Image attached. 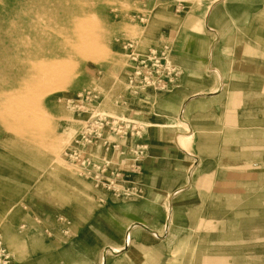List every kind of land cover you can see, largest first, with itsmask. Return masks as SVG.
I'll list each match as a JSON object with an SVG mask.
<instances>
[{
    "label": "rangeland",
    "instance_id": "1",
    "mask_svg": "<svg viewBox=\"0 0 264 264\" xmlns=\"http://www.w3.org/2000/svg\"><path fill=\"white\" fill-rule=\"evenodd\" d=\"M0 86V264H264V0H0Z\"/></svg>",
    "mask_w": 264,
    "mask_h": 264
},
{
    "label": "built area",
    "instance_id": "2",
    "mask_svg": "<svg viewBox=\"0 0 264 264\" xmlns=\"http://www.w3.org/2000/svg\"><path fill=\"white\" fill-rule=\"evenodd\" d=\"M131 48L132 45L128 48L129 56L132 60H134V63L136 64L137 73L134 76L138 79V81L143 80L145 83H154L157 85L163 84V72L158 74L162 65L160 60L154 56L155 54H151L153 56H136L134 55L136 52L135 48L133 50H131ZM163 69L168 70L165 68ZM150 76L152 80L150 79Z\"/></svg>",
    "mask_w": 264,
    "mask_h": 264
},
{
    "label": "crops",
    "instance_id": "3",
    "mask_svg": "<svg viewBox=\"0 0 264 264\" xmlns=\"http://www.w3.org/2000/svg\"><path fill=\"white\" fill-rule=\"evenodd\" d=\"M194 77H189L188 79H193ZM130 155V156H129ZM104 158L107 159L109 158L110 161L116 165V170L121 174L124 175L130 171L131 166H132V161L134 160V157L129 150H122L120 147H110L108 146L106 148V152L104 155ZM111 169H113L111 167ZM106 171V177H109L110 169L107 167Z\"/></svg>",
    "mask_w": 264,
    "mask_h": 264
},
{
    "label": "bare ground",
    "instance_id": "4",
    "mask_svg": "<svg viewBox=\"0 0 264 264\" xmlns=\"http://www.w3.org/2000/svg\"><path fill=\"white\" fill-rule=\"evenodd\" d=\"M6 57H4L3 59H5ZM29 59V58H28ZM12 61V60H11ZM21 76V75H20ZM26 76V75H25ZM25 76H24V78H25ZM11 77H13L14 78V76L12 75ZM28 78H29V75H28ZM26 80V79H25ZM18 81V80H17ZM21 81V80H20ZM22 82H23V79H22ZM242 85H244V84H242ZM241 85V86H242ZM9 87H10V85H8ZM1 87V86H0ZM2 89V88H1ZM5 91V90H4ZM34 91V90H33ZM2 93V92H1ZM0 93V94H1ZM6 95V94H5ZM0 96H2L3 97V93H2V95H0ZM5 101V99H3V102ZM2 102V101H1ZM30 103V102H29ZM1 104V103H0ZM4 108V107H3ZM25 108V107H24ZM23 108V109H24ZM28 109V108H27ZM6 110H7V108H6ZM19 111H17V112H11L10 113V118L9 119H5V121H4V123H5V126L7 125V126H11L13 123L12 122H15V117L17 116V118H18V114H19V112H21V110L20 109H18ZM22 114V113H21ZM24 115V114H23ZM7 116V115H6ZM6 128V127H5ZM170 220V219H169ZM123 249V248H122ZM122 249H120V250H122ZM117 251V250H116ZM113 253H114V250L112 251ZM111 252V253H112ZM119 252V251H118Z\"/></svg>",
    "mask_w": 264,
    "mask_h": 264
}]
</instances>
